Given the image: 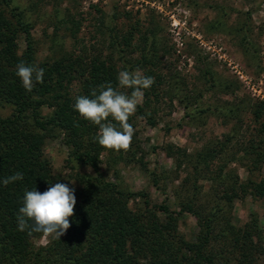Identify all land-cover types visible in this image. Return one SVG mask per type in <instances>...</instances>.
I'll use <instances>...</instances> for the list:
<instances>
[{"label":"trees","instance_id":"1","mask_svg":"<svg viewBox=\"0 0 264 264\" xmlns=\"http://www.w3.org/2000/svg\"><path fill=\"white\" fill-rule=\"evenodd\" d=\"M31 25L14 0H0V109L9 108L8 114L0 113V181L16 172L23 173L21 181L0 184V264H216L217 259L222 264H264L261 230L254 212H249L244 224L237 219L232 222L231 218L235 199L247 195L264 197V100H242L227 82L215 80L209 70L202 71L203 91L215 90L233 97L213 108L229 113L237 121L247 111L253 125L246 138L242 133L224 134L222 141H210L207 147L190 155L178 149L183 162L190 165L193 179L200 175L199 179L211 181L209 197L214 204L204 210L189 196L182 198L177 204L178 212H173L162 203L151 204L144 192H124L103 177L98 169L99 153L108 149L97 142L98 127L73 108L77 96L90 95L101 84L116 86L119 70L140 68L155 83L144 90L143 103L129 122L133 125L137 115L152 123V116L144 108L150 100L160 99L168 82L157 68L155 50L146 49V37L138 21L121 36L117 52L123 55L119 56V67L111 53L92 58L61 53L36 61ZM135 33L142 47L136 58H125ZM19 36L25 46L18 55ZM150 46L154 48V41ZM21 61L44 69L43 83L36 84L32 92L25 91L16 76V66ZM73 80L77 81V90L71 94L68 85ZM122 91L130 94L131 90ZM177 99L185 100V110L190 108L186 96ZM43 107L50 109L44 115ZM54 132L62 136L67 147L66 162L88 166L94 175H74L76 205L66 233L59 240L49 237L45 244L35 245L33 239L42 234L17 230L18 209L25 190L44 192L50 184L62 183L51 172L42 152L45 138ZM141 151L134 134L130 150L117 153L129 161L141 157L138 162L143 164ZM216 160L220 163L210 168ZM242 161L249 175L259 172L256 180L250 176L240 180L230 167L231 162L242 165ZM152 183L156 184L155 178ZM137 198L141 204L130 207L129 202ZM182 212L191 213L197 220L193 239L185 238L177 228V216ZM214 245H218L215 251Z\"/></svg>","mask_w":264,"mask_h":264},{"label":"rangeland","instance_id":"2","mask_svg":"<svg viewBox=\"0 0 264 264\" xmlns=\"http://www.w3.org/2000/svg\"><path fill=\"white\" fill-rule=\"evenodd\" d=\"M14 1L32 24L36 61L61 53L82 58L111 53L119 67V56L123 55L117 52L121 48V36L138 21L140 32L146 37V49L155 50L157 68L168 83L161 90L160 99L150 100L144 108L152 116V123L137 115L132 121L143 152V164L138 162L141 157L129 161L124 155L119 157L116 151L101 150L98 169L118 189L144 192L151 204L162 203L178 212V202L191 196L197 205L208 210L214 204L209 197L211 181L199 179L200 175L193 179V171L183 162L180 151L193 154L207 147L210 141H222L224 134L248 136L253 125L249 113L242 112L241 120L237 121L229 113L213 108L233 97L215 90L203 91L205 82L201 73L209 70L215 80L227 82L242 100H264V0ZM137 36L135 33L125 58L138 56L142 42ZM17 44L19 55L25 46L21 36ZM68 89L74 94L77 81L73 80ZM168 89L171 91L166 92ZM185 96L191 102L188 110L183 108L185 100L177 99ZM49 110L43 107L41 114ZM8 112V107L0 109L2 115ZM230 147L226 152H230ZM42 152L51 172L69 187L75 186V174L94 175L88 166L66 162L67 147L57 132L45 138ZM216 163L220 160L212 161L209 167H215ZM243 163L231 162L230 167L240 180L247 176L256 180L259 172L249 175ZM141 201L137 198L129 206ZM263 209L264 197L247 195L232 202L231 218L232 222L237 219L239 224H244L249 212H254L264 246ZM177 228L185 238L193 239L197 220L191 213L182 212L177 216ZM47 240L41 235L33 243L45 244ZM217 249L218 245H214L213 250ZM216 264H222L221 259Z\"/></svg>","mask_w":264,"mask_h":264},{"label":"clouds","instance_id":"3","mask_svg":"<svg viewBox=\"0 0 264 264\" xmlns=\"http://www.w3.org/2000/svg\"><path fill=\"white\" fill-rule=\"evenodd\" d=\"M16 76L27 92L43 83L44 69L21 61L16 66ZM155 83L140 68L122 70L117 75V85L101 84L90 95L75 98L74 110L86 121L98 127L97 142L108 150L120 152L131 148L135 128L129 122L142 105L144 90ZM129 89L130 94L122 91ZM23 180V173L16 172L4 178L0 184ZM76 205L75 190L65 183H54L44 191L36 188L25 190L22 206L18 209L17 230L29 235L40 233L44 238L60 239L71 227Z\"/></svg>","mask_w":264,"mask_h":264}]
</instances>
